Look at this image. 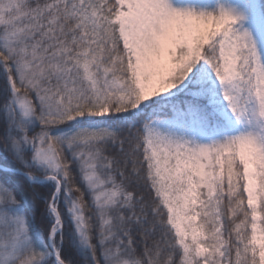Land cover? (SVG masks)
I'll list each match as a JSON object with an SVG mask.
<instances>
[{
    "label": "snow or ice",
    "instance_id": "obj_1",
    "mask_svg": "<svg viewBox=\"0 0 264 264\" xmlns=\"http://www.w3.org/2000/svg\"><path fill=\"white\" fill-rule=\"evenodd\" d=\"M0 264H264V0H0Z\"/></svg>",
    "mask_w": 264,
    "mask_h": 264
}]
</instances>
